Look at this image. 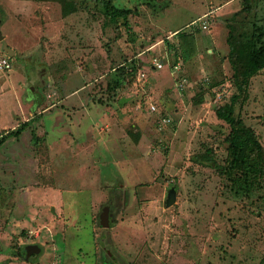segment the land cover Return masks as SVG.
<instances>
[{
    "label": "rangeland",
    "instance_id": "rangeland-1",
    "mask_svg": "<svg viewBox=\"0 0 264 264\" xmlns=\"http://www.w3.org/2000/svg\"><path fill=\"white\" fill-rule=\"evenodd\" d=\"M101 1L0 0V135L30 122L0 144V264H264V175L210 166L217 107L264 157V68L239 79L264 65V0H112L129 28Z\"/></svg>",
    "mask_w": 264,
    "mask_h": 264
},
{
    "label": "trees",
    "instance_id": "trees-1",
    "mask_svg": "<svg viewBox=\"0 0 264 264\" xmlns=\"http://www.w3.org/2000/svg\"><path fill=\"white\" fill-rule=\"evenodd\" d=\"M144 1L148 6H157L153 0ZM101 4L104 8L105 15L110 22L116 23L118 19L122 18L124 25L129 28L128 16L130 11L115 8L112 6V0H102ZM263 68L264 65L260 64L241 73L242 77H239V79L242 80L243 86L247 87L250 84V78ZM125 80L126 73L122 71L119 82L114 87L110 88L109 91L117 92L124 89L126 84ZM215 113L219 119L225 121L231 128L228 137L229 166L225 169L224 166L218 165L216 162H212L210 166L221 172L227 171L230 174L239 171L242 172L246 178L250 176L257 177L264 175V157L262 154V148L259 141L255 138L252 129L248 127L240 117H236L233 114L232 108L217 107ZM29 123L30 122H25L19 125L15 130L1 134L0 136L3 138L0 140V144L7 138H18ZM112 225L113 224H111V226ZM18 256L24 261H33L35 259V257L27 259L22 253H19Z\"/></svg>",
    "mask_w": 264,
    "mask_h": 264
},
{
    "label": "water",
    "instance_id": "water-1",
    "mask_svg": "<svg viewBox=\"0 0 264 264\" xmlns=\"http://www.w3.org/2000/svg\"><path fill=\"white\" fill-rule=\"evenodd\" d=\"M4 39V37L1 35L0 32V41H2ZM4 50L7 52L9 57H12L13 55H15V51L12 50L11 48H9L8 46H4ZM176 200V193H175V189H171L169 194H168V198L166 201V205L167 206H171ZM100 224L103 228H109L110 227V218H109V208L105 207V209L103 210L101 216H100ZM40 253V249L37 246H27L24 248V250L22 251V254L25 258L30 259L33 255H38Z\"/></svg>",
    "mask_w": 264,
    "mask_h": 264
},
{
    "label": "crops",
    "instance_id": "crops-1",
    "mask_svg": "<svg viewBox=\"0 0 264 264\" xmlns=\"http://www.w3.org/2000/svg\"><path fill=\"white\" fill-rule=\"evenodd\" d=\"M206 4V3H205ZM213 4V0H209L208 2H207V4L205 5V7L202 9V11H201V13L199 14V16H198V19H200L202 16H204V15H207L208 14V8H207V6L208 5H212ZM211 8L213 7V6H210ZM234 16L233 17H236V14L234 13L233 14ZM197 19V20H198ZM235 23V22H234ZM147 24H149V22L147 23ZM230 27V26H229ZM182 29H184L183 27H179L176 31H174V32H176V34H178V32H181L182 31ZM204 29V28H203ZM175 35V34H174ZM208 35V34H207ZM205 43L207 42V45H205V47L206 48H208V46L210 45V43H215L216 44V42H215V38H214V36H206L205 38ZM202 40H200L199 41V48H201V49H199V56L198 57H201L202 55H203V52L201 51L202 50ZM197 43H198V41H197ZM153 45H157L156 43L155 44H153ZM201 46V47H200ZM125 119H127V116L125 117ZM123 121H124V118L123 117H121V120H119V124H121V123H123ZM121 125H123V124H121ZM120 139L121 140H119L120 142H124V141H127V140H125V139H127L125 136H121L120 137Z\"/></svg>",
    "mask_w": 264,
    "mask_h": 264
},
{
    "label": "built area",
    "instance_id": "built-area-1",
    "mask_svg": "<svg viewBox=\"0 0 264 264\" xmlns=\"http://www.w3.org/2000/svg\"><path fill=\"white\" fill-rule=\"evenodd\" d=\"M8 59H9V57H7ZM2 59L1 61H0V69H2V70H9V69H11V64L9 63V60L8 59ZM155 65H157L158 66V63L157 64H155ZM154 108V107H153ZM169 120H167V119H164L163 120V123H167Z\"/></svg>",
    "mask_w": 264,
    "mask_h": 264
}]
</instances>
